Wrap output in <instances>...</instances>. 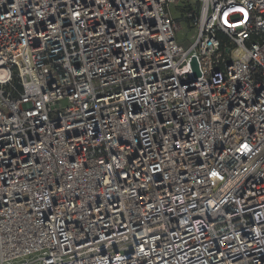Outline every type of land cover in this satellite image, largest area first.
<instances>
[{"label": "built area", "instance_id": "obj_1", "mask_svg": "<svg viewBox=\"0 0 264 264\" xmlns=\"http://www.w3.org/2000/svg\"><path fill=\"white\" fill-rule=\"evenodd\" d=\"M17 263L264 264V0H0Z\"/></svg>", "mask_w": 264, "mask_h": 264}, {"label": "water", "instance_id": "obj_2", "mask_svg": "<svg viewBox=\"0 0 264 264\" xmlns=\"http://www.w3.org/2000/svg\"><path fill=\"white\" fill-rule=\"evenodd\" d=\"M193 68H194V71H195V75L196 76H199V68H198V63H197V61H196V59L194 58L193 59Z\"/></svg>", "mask_w": 264, "mask_h": 264}, {"label": "rangeland", "instance_id": "obj_3", "mask_svg": "<svg viewBox=\"0 0 264 264\" xmlns=\"http://www.w3.org/2000/svg\"><path fill=\"white\" fill-rule=\"evenodd\" d=\"M24 259H26V258H24ZM19 262H20V260H19ZM17 264H19V263H17Z\"/></svg>", "mask_w": 264, "mask_h": 264}]
</instances>
